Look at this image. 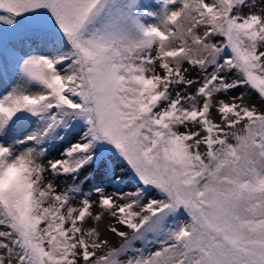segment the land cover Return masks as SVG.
Listing matches in <instances>:
<instances>
[{"label": "snow or ice", "instance_id": "6c2138e0", "mask_svg": "<svg viewBox=\"0 0 264 264\" xmlns=\"http://www.w3.org/2000/svg\"><path fill=\"white\" fill-rule=\"evenodd\" d=\"M0 264H264V0H0Z\"/></svg>", "mask_w": 264, "mask_h": 264}, {"label": "rangeland", "instance_id": "374dc122", "mask_svg": "<svg viewBox=\"0 0 264 264\" xmlns=\"http://www.w3.org/2000/svg\"><path fill=\"white\" fill-rule=\"evenodd\" d=\"M253 102L256 103V104H259V103H260V101H259L258 98H254ZM60 147H61V146H59V145H58V146L51 147L50 152H49V158H59ZM85 174H86V173H82V174H81V179H83V176H84ZM67 182L70 183V182H71V178H68ZM58 183H59L61 186H63V185L66 183V181H65V179L61 178V179L58 181ZM133 183H134V181H133ZM87 187H88V186H86V188H87ZM105 223H106V222H105ZM102 227H103V226H102ZM106 235L108 236V239H109L110 243H112L113 245H118V244L120 243V239H119V237H116V236H114V235H112V234H106Z\"/></svg>", "mask_w": 264, "mask_h": 264}, {"label": "clouds", "instance_id": "9594fccd", "mask_svg": "<svg viewBox=\"0 0 264 264\" xmlns=\"http://www.w3.org/2000/svg\"><path fill=\"white\" fill-rule=\"evenodd\" d=\"M11 178H12V177H11V174H9L8 178H6V180H5L4 183H3V186H4V187L7 186V184L10 182Z\"/></svg>", "mask_w": 264, "mask_h": 264}]
</instances>
